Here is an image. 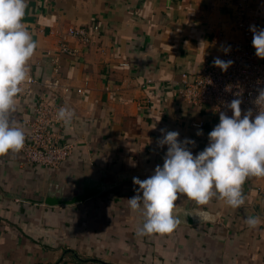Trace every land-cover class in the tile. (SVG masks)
<instances>
[{"label": "crops", "instance_id": "crops-1", "mask_svg": "<svg viewBox=\"0 0 264 264\" xmlns=\"http://www.w3.org/2000/svg\"><path fill=\"white\" fill-rule=\"evenodd\" d=\"M240 5L264 29V0H28L23 23L37 49L27 68L36 81L22 85L15 118L22 126L33 116L40 95L59 98L74 113L65 130L74 148L56 167L20 152L0 156V264H264V178L246 180L239 208L180 194V223L166 234H138L144 216L128 205L139 188L133 177L163 166L161 129L194 140V156L208 146L219 116L176 88L183 72L246 40ZM95 24L89 45L67 33ZM62 40L77 52H62ZM248 216L260 218L257 228Z\"/></svg>", "mask_w": 264, "mask_h": 264}, {"label": "clouds", "instance_id": "clouds-1", "mask_svg": "<svg viewBox=\"0 0 264 264\" xmlns=\"http://www.w3.org/2000/svg\"><path fill=\"white\" fill-rule=\"evenodd\" d=\"M27 4L28 0H0V156L19 153L25 146V129L15 118L17 97L29 79L27 65L37 49V42L23 23ZM250 30L255 55L264 59V29L251 26ZM229 50L230 46L224 48L225 53ZM213 64L227 71L233 61L217 57ZM256 102L264 103V90ZM241 103V99H233L226 105L232 116L220 113L219 123L208 134V146L195 156L189 149V145H195L194 140L181 141L179 132L161 129L158 145H167L163 166L157 165L144 180L133 177L139 188L128 199L129 207L144 216L138 234L171 233L180 223L173 215L180 194L198 205L208 204L213 197L232 208L244 205L242 186L246 180L264 178V111H259L254 119L251 110L242 116ZM73 116L64 107L57 112V119L66 127L71 125ZM260 222L255 216L245 219L252 229Z\"/></svg>", "mask_w": 264, "mask_h": 264}, {"label": "built area", "instance_id": "built-area-1", "mask_svg": "<svg viewBox=\"0 0 264 264\" xmlns=\"http://www.w3.org/2000/svg\"><path fill=\"white\" fill-rule=\"evenodd\" d=\"M249 21L247 7L240 5L236 27L243 32L246 40L242 43L228 42L223 47V51L203 63L199 71L181 74L176 92L183 101L200 109H207L217 116H220L221 112L232 116V111L226 105L233 99H241L242 116L251 110L254 119L259 111H264V103L256 102L260 91L264 90V59L255 55ZM99 31V25L95 24L92 27L72 26L68 28L67 33L79 38L83 44L89 45L93 33ZM229 46L230 50L225 53L224 48ZM60 48L66 53L77 52V49H72L63 40ZM217 57L224 61L231 60L233 64L227 71H222L213 64ZM35 81L33 77L27 80L28 83ZM52 84L56 85L58 81ZM78 92L83 93L84 89L78 88ZM61 107L68 109L59 98L40 95L33 116L22 122L26 139L20 153L29 162L56 167L72 154L73 143L65 136L67 127L57 119V112ZM197 124L203 127L205 121L199 120Z\"/></svg>", "mask_w": 264, "mask_h": 264}, {"label": "water", "instance_id": "water-1", "mask_svg": "<svg viewBox=\"0 0 264 264\" xmlns=\"http://www.w3.org/2000/svg\"><path fill=\"white\" fill-rule=\"evenodd\" d=\"M84 198H86V197H74L69 202H76V201H79V200H83Z\"/></svg>", "mask_w": 264, "mask_h": 264}]
</instances>
